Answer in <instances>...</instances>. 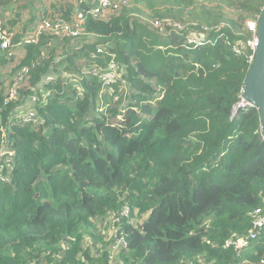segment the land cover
I'll list each match as a JSON object with an SVG mask.
<instances>
[{"label": "trees", "instance_id": "16d2710c", "mask_svg": "<svg viewBox=\"0 0 264 264\" xmlns=\"http://www.w3.org/2000/svg\"><path fill=\"white\" fill-rule=\"evenodd\" d=\"M36 1L0 0V264H110L114 227L120 264H264L260 112L233 114L264 0H51L79 34L25 41Z\"/></svg>", "mask_w": 264, "mask_h": 264}, {"label": "built area", "instance_id": "2783aa9c", "mask_svg": "<svg viewBox=\"0 0 264 264\" xmlns=\"http://www.w3.org/2000/svg\"><path fill=\"white\" fill-rule=\"evenodd\" d=\"M114 1H116V0H95L93 3L94 7H96L95 11L98 13L100 11V6L111 5ZM97 3H98V5H97ZM83 22H84V13H82V12H78L75 20L72 22H65L63 20L53 19V18L40 19V20H37L35 22V24L32 26L31 30L26 35L24 40L25 41H36L40 37L41 34H43L45 32H48V33L55 32V30L59 29L62 26H64L66 29V30H64V32H67V33L72 34V35H78ZM255 24L256 23L252 24V26L255 29L254 38L249 40L247 45H241L239 48V49H241V48L247 47V46L251 48L252 54H251L250 60L252 62L254 60L255 49L259 43V38L257 35V31H256V25L257 24L256 25ZM4 31H5L6 38L8 39V41H6L4 43L1 42V46L2 47H8L11 43V34L10 33L8 34L5 29H4ZM203 39H204V37H202V35H200L199 40H203ZM193 40L194 39L189 40V41L192 42ZM20 45H22V43H20ZM116 75H117L116 73H110V74H107V77L114 78ZM43 85H44V82H41V83L36 85L35 89H38L39 87H41ZM35 99H36L35 96H33L32 100H35ZM236 106H237V108L235 109L233 114H236L238 112V109L243 107V106L244 107H246V106L253 107L252 104L243 97V94L239 100V103ZM21 116H23V118L26 121L32 120V118L35 117V112H34V110L28 109ZM14 153L15 152L12 150H11V152H9L8 149L6 150V152H3V158H2V161L0 162L1 168L3 166L4 167L8 166V164L11 162V159H12V156L14 155ZM127 212L128 211L126 210L125 213H127ZM263 224H264V218L257 219L256 225L262 226ZM113 229H114V231L112 232V234H113V238L114 237L115 238L114 239L112 238L113 240H111V245L108 248V252L110 255V264H120L119 251L122 248H125L127 246V241H126L125 237H123L122 235H120V236L117 235V232H118L117 228L114 227ZM243 244L245 246H247L249 244V242L241 241L239 245L242 246ZM94 253L96 256L98 255L95 249H94Z\"/></svg>", "mask_w": 264, "mask_h": 264}, {"label": "water", "instance_id": "95a60500", "mask_svg": "<svg viewBox=\"0 0 264 264\" xmlns=\"http://www.w3.org/2000/svg\"><path fill=\"white\" fill-rule=\"evenodd\" d=\"M258 46L253 63L248 71L242 89L243 97L260 112L261 130L264 137V5L257 24Z\"/></svg>", "mask_w": 264, "mask_h": 264}, {"label": "rangeland", "instance_id": "374dc122", "mask_svg": "<svg viewBox=\"0 0 264 264\" xmlns=\"http://www.w3.org/2000/svg\"><path fill=\"white\" fill-rule=\"evenodd\" d=\"M43 1H45V2H47L48 3V1H50V0H43ZM94 1L95 0H92V3H94ZM97 5H98V3H97ZM47 9V8H46ZM51 11H52V13H51V16H48L47 18L48 19H50V18H53V19H59V20H63V19H61L60 17H62V13H61V11L59 12V11H57L56 10V8H52V7H50L49 8ZM111 13V11L110 12H108V13H106V15H109ZM56 14H58L59 16H57V17H55L56 16ZM28 16V15H27ZM55 17V18H54ZM33 18H34V20H33V22L30 24V26H31V28H32V26L35 24V22L38 20V19H40V18H38V17H36L35 18V16H33ZM42 19H44V18H42ZM64 21V20H63ZM34 23V24H33ZM40 25V24H39ZM29 26V27H30ZM31 28H30V30H31ZM21 30H23V28H21L19 31H18V33H22L23 31H21ZM7 31V30H6ZM28 32H29V29H28ZM7 33L9 34V31H7ZM6 41H8V39L6 38V34H5V31H4V27H3V24H2V22H1V20H0V42H2V43H4V42H6ZM3 70V69H2ZM9 73H11V66H10V68H8L6 71H5V73L3 74V76L5 77V78H7L9 81H11V79H12V77L13 76H9ZM125 104L127 105V101L125 102ZM123 109H125L124 107H122ZM105 221H109V219L108 218H103ZM108 226L109 227H113V225L111 224V222H108ZM108 235H111V233H108ZM104 240L106 241V243L105 244H102L100 247L101 248H104V249H106V248H109L110 247V245H111V240H110V242H109V238H107L106 236L104 237Z\"/></svg>", "mask_w": 264, "mask_h": 264}, {"label": "clouds", "instance_id": "9594fccd", "mask_svg": "<svg viewBox=\"0 0 264 264\" xmlns=\"http://www.w3.org/2000/svg\"><path fill=\"white\" fill-rule=\"evenodd\" d=\"M28 110V107L26 105H20V106H17L15 108V110L13 111V114H16V115H22L24 114L26 111ZM237 114V113H236ZM264 138V137H263ZM9 152L14 151V155L12 156V159H11V162L8 164L7 167H0V180H8L10 179V174L13 173L14 169H15V156H16V151L12 148V145L11 143L9 142V147L7 148Z\"/></svg>", "mask_w": 264, "mask_h": 264}, {"label": "crops", "instance_id": "0c3cea01", "mask_svg": "<svg viewBox=\"0 0 264 264\" xmlns=\"http://www.w3.org/2000/svg\"><path fill=\"white\" fill-rule=\"evenodd\" d=\"M43 0H37L36 1V8H37V13L39 14L38 18L42 17V16H45V15H51V10L49 9L50 7H52L51 5V0L47 2L43 1ZM57 1V0H56ZM68 1H71V2H74L76 5H78V3L81 1V0H68ZM87 1H91V0H87ZM42 2V3H41ZM56 3V2H55ZM47 8V9H46ZM29 10L31 11V9L28 7L27 10L25 11L26 14L29 13ZM47 12V13H46ZM42 19V18H40ZM39 19V20H40ZM34 24V23H33Z\"/></svg>", "mask_w": 264, "mask_h": 264}]
</instances>
